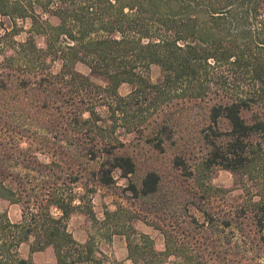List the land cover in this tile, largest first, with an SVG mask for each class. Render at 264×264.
<instances>
[{
    "label": "trees",
    "instance_id": "1",
    "mask_svg": "<svg viewBox=\"0 0 264 264\" xmlns=\"http://www.w3.org/2000/svg\"><path fill=\"white\" fill-rule=\"evenodd\" d=\"M36 3L46 11L53 5L59 24L29 16L20 0H0V44L28 62L26 68L12 57L0 63V198L22 211L18 223L0 212V264H36L20 255L24 243L32 254L52 248V264H125L102 248L115 236L126 239L134 264H264V183L259 199L248 195L221 213L206 195L192 198L183 215L157 201L136 219L161 233L162 250L137 232L129 209L107 210L100 221L90 196L96 189L75 193L82 181L116 186L120 171L131 199L160 196L157 171L140 184L132 180L138 164L124 150L127 137L149 132L146 141L164 152L175 143L178 121L196 109L208 121L200 134L209 151L199 170L253 178L264 162V0ZM28 17L33 35L13 40L3 19ZM55 62L61 63L56 72ZM78 64L89 74L78 72ZM153 65L162 70L157 83L149 77ZM124 84L132 89L127 96L119 93ZM174 166H185L180 156ZM76 212L92 222L85 243L69 231Z\"/></svg>",
    "mask_w": 264,
    "mask_h": 264
},
{
    "label": "rangeland",
    "instance_id": "2",
    "mask_svg": "<svg viewBox=\"0 0 264 264\" xmlns=\"http://www.w3.org/2000/svg\"><path fill=\"white\" fill-rule=\"evenodd\" d=\"M27 6L29 16L38 15L41 21L50 23L53 26L59 24V19L52 15L51 10L54 6L51 5L47 11L43 6L36 3L37 1L45 2L46 0H20ZM1 19V18H0ZM6 23L5 29L11 33L13 40L24 42L30 35H33V20L28 17L25 19H17L15 23L6 18L3 19ZM1 34L5 32L1 30ZM4 42V43H3ZM6 53L0 56V63L5 57L15 59L14 64L20 68H26L28 62L23 57H17L12 49L6 48L7 42L3 41ZM36 43L39 48H45L46 38L39 36L36 38ZM53 71H58L61 67L60 62L51 63ZM76 70L82 74L88 75L89 69L86 65L78 64ZM149 77L153 83L159 82L162 77V70L159 66L153 65L149 70ZM94 81L103 85L104 82L99 78H94ZM131 86L124 84L119 88V93L122 96H127L131 92ZM208 123L204 110L196 109L194 112L185 114L176 126V135L174 142H169L166 145L164 152H158L154 149V145L146 141L149 132L143 137L136 134H131L127 137L128 146L126 153L131 155L138 164L136 175L132 176V180L140 184L144 176L149 171H157L163 179V185L160 196L148 200L136 201L131 199L130 193L123 191L129 184L127 179L121 177V172L114 173L116 186L104 188L96 185L91 181H82L76 185L75 193L77 196L84 195V187L87 185L93 186L96 189L95 193L91 194V202L94 213L98 220L102 221L105 217V212L115 211L118 207L127 208L130 210V216L133 219V225L138 233L149 235L155 241L156 247L159 250L164 248V237L161 233L155 230L152 226L144 221L136 219V216H144L147 214L148 208H152L154 204L159 203L163 207L166 203L169 209L176 211L179 215H183L190 207L192 198L212 197L211 206L216 208V211L222 212L223 209L235 207L237 204L244 202L246 197L259 199L260 186L264 183V162L257 166V171L253 178H242L240 173H233L221 168L211 169L209 172L199 170L201 162L206 157L209 149L202 141L201 129ZM222 128H227L225 122H222ZM181 157L184 161L182 170L175 168L174 161L176 157ZM189 171L193 176H189ZM257 182H256V180ZM207 192V193H206ZM249 195V196H248ZM80 202L77 200L76 204ZM55 216L59 215V211L53 209ZM0 212L6 213L13 223H18L21 220V207L12 204L8 200L0 198ZM176 213V214H177ZM149 219L153 215H149ZM92 222L90 218L80 212L74 213L69 220V231L72 233L75 240L85 243L91 233ZM102 248L108 253L111 259L124 261L125 264H134L128 260L126 239L123 236H115L108 243H103ZM19 253L23 258H30L36 264H52L56 257L52 248H47L43 251L32 254L30 244L24 243L19 248Z\"/></svg>",
    "mask_w": 264,
    "mask_h": 264
}]
</instances>
